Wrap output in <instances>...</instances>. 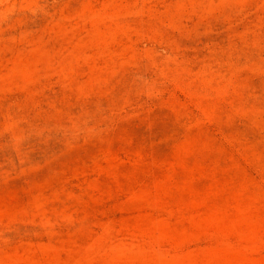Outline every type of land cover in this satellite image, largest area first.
Returning <instances> with one entry per match:
<instances>
[{
	"label": "rangeland",
	"instance_id": "obj_1",
	"mask_svg": "<svg viewBox=\"0 0 264 264\" xmlns=\"http://www.w3.org/2000/svg\"><path fill=\"white\" fill-rule=\"evenodd\" d=\"M0 264H264V0H0Z\"/></svg>",
	"mask_w": 264,
	"mask_h": 264
}]
</instances>
